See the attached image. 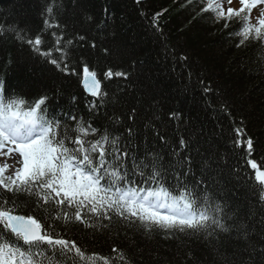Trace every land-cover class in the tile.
Wrapping results in <instances>:
<instances>
[{
    "label": "snow or ice",
    "instance_id": "6c2138e0",
    "mask_svg": "<svg viewBox=\"0 0 264 264\" xmlns=\"http://www.w3.org/2000/svg\"><path fill=\"white\" fill-rule=\"evenodd\" d=\"M193 2L187 0L189 5ZM195 3L203 5L202 13L211 12L215 22L224 21V28L239 21V29L231 34L239 37L237 48L257 42L264 53V8H258L264 0H240L239 9H225L224 0ZM227 3L231 5L232 0ZM63 8L62 0H51L45 7V30L55 29L51 32L54 44L47 50H41L42 34L28 38L27 30L15 24L0 23V37L11 35L59 71L75 74L69 66L71 54L85 43L95 49L96 38L89 42L85 35L69 34L68 26L57 20ZM253 9L259 12L255 22ZM103 51L108 53L107 48ZM253 64L246 65V70L264 75V55ZM113 75L128 77L126 72L109 69L105 78ZM82 84L96 98L89 103L93 115L111 102L87 63ZM54 99L45 94L26 100L8 89L0 76V157H13L11 163L0 164V189L13 197L24 195L35 204L29 214H23L28 211L27 201L0 196V264H143L142 252L136 258L127 249L114 247L111 257L89 254L86 246L68 235V226L77 224L112 235H120L115 230L123 229L132 249L137 248L136 235L151 240L162 234L165 240L177 241L178 249L189 247L181 237L195 238L208 251L211 264H264V170L255 160L249 163L258 182L256 203L241 207L234 194L225 191L220 162L197 139L199 133L184 132L173 142L167 131L157 127L155 114L138 124L134 105L125 114L126 120L114 115L105 117L107 124L93 127L91 119L74 114L75 96L67 110L60 105L50 107ZM235 132L234 145L245 146L250 155L253 139H241L245 136L242 128ZM9 168L12 173L5 176ZM189 260L202 264L186 251L181 264Z\"/></svg>",
    "mask_w": 264,
    "mask_h": 264
},
{
    "label": "trees",
    "instance_id": "16d2710c",
    "mask_svg": "<svg viewBox=\"0 0 264 264\" xmlns=\"http://www.w3.org/2000/svg\"><path fill=\"white\" fill-rule=\"evenodd\" d=\"M50 2L0 0V23L26 29L28 38L42 34L41 50H47L54 44L51 32L55 31L45 30L44 26L43 13ZM62 2L64 8L57 15L59 23L68 26L69 34L85 35L89 42L95 37L97 47L93 49L88 43L78 47L69 64L70 69L75 68V74H65L27 43L11 35L7 39L0 37V76L6 87L26 100L45 94L55 96L50 107L60 105L65 110L75 96L74 114L91 119L93 127L107 124L105 117L114 115L126 120L125 114L134 105L139 112L138 124L155 114L159 118L157 127L167 131L173 142L184 132L199 133L197 139L220 162L225 191L233 193L241 207L254 205L258 182L249 161L255 160L264 170V75L250 73L245 66L255 67L253 61L264 53L257 42L236 47L239 37L231 34L239 29V21L229 22V27L224 28V21L215 22L211 12L202 13L203 5L195 0L191 5L187 0ZM104 48L108 49L107 54ZM84 63L97 73L102 90L111 100L95 115L90 112L89 103L96 98L89 96L82 86ZM109 69L113 73L126 72L128 77L113 75L106 79ZM206 87L211 90L205 92ZM172 113H176L175 118ZM236 128L245 132L241 139H253L250 155L245 146L234 145ZM0 196L27 201L28 211L23 214L35 207L24 195L13 197L0 189ZM57 231L64 229L57 227ZM115 231L120 235L94 233L78 224L68 226V235L86 246L89 254L111 257L115 247L127 249L136 258L142 252L143 264H181L185 252L191 251L202 264H211L208 251L195 238L181 237L189 247L178 249L177 241L165 240L162 234L151 240L136 235L137 248L132 249L123 229ZM149 253L159 259L153 260Z\"/></svg>",
    "mask_w": 264,
    "mask_h": 264
},
{
    "label": "rangeland",
    "instance_id": "374dc122",
    "mask_svg": "<svg viewBox=\"0 0 264 264\" xmlns=\"http://www.w3.org/2000/svg\"><path fill=\"white\" fill-rule=\"evenodd\" d=\"M232 7V8H234V9H239L240 7H242V5H241V3H240V0H232V3H231V5H229L228 3H227V0H224V7H225V9L227 8V7ZM258 8H264V5H258ZM259 15V12L256 10V9H253L252 10V13H251V16H252V18H253V22H255V17L256 16H258ZM12 159H13V157L12 156H9V157H0V164H3V163H5L6 161L8 162V163H11L12 162ZM17 167H19V165H16ZM12 173V169L11 168H9L8 170H6V172H5V176H7V175H10Z\"/></svg>",
    "mask_w": 264,
    "mask_h": 264
},
{
    "label": "water",
    "instance_id": "95a60500",
    "mask_svg": "<svg viewBox=\"0 0 264 264\" xmlns=\"http://www.w3.org/2000/svg\"><path fill=\"white\" fill-rule=\"evenodd\" d=\"M86 91V90H85ZM87 92V91H86ZM88 93V92H87ZM89 94V93H88ZM90 95V94H89Z\"/></svg>",
    "mask_w": 264,
    "mask_h": 264
}]
</instances>
